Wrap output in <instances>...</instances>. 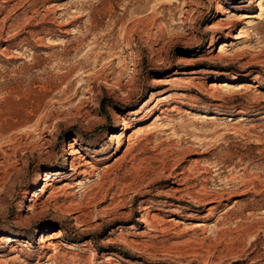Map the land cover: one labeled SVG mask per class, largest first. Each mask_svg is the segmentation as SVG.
<instances>
[{
    "label": "rangeland",
    "instance_id": "rangeland-1",
    "mask_svg": "<svg viewBox=\"0 0 264 264\" xmlns=\"http://www.w3.org/2000/svg\"><path fill=\"white\" fill-rule=\"evenodd\" d=\"M256 2L0 0V264H264Z\"/></svg>",
    "mask_w": 264,
    "mask_h": 264
},
{
    "label": "bare ground",
    "instance_id": "bare-ground-1",
    "mask_svg": "<svg viewBox=\"0 0 264 264\" xmlns=\"http://www.w3.org/2000/svg\"><path fill=\"white\" fill-rule=\"evenodd\" d=\"M255 1H257L256 3V5L258 6V8H259V10H263L264 9V4H263V0H255ZM251 16V15H250ZM254 16V15H253ZM249 24L251 25L252 23H250L249 22ZM221 50L223 51V48H221ZM221 85H223L221 82H217V83H213V84H211V86L214 88V87H218V86H221ZM146 104V103H145ZM144 104V105H145ZM162 114V113H161ZM158 116L159 115H157V117H156V119L155 120H157V119H159L158 118ZM203 117H205V118H207V119H212L213 117L212 116H203ZM160 120H161V118H160ZM155 123V122H154ZM115 124L116 125H118V126H120V129H122L123 130V134L124 135H122V137L123 136H127V138H128V141H130L131 140V138H132V136H133V134H135L136 133V131H134L133 133H131V134H129V133H127V132H131V127H132V124H133V122H130V121H128L127 119H125L124 117H122L119 113H116V116H115ZM130 130V131H129ZM149 130H150V128H149ZM127 134V135H126ZM129 134V135H128ZM122 139V138H121ZM121 139H118V141H117V146H116V148H115V150H119V148H120V146H121V144H122V141H121ZM130 148V147H129ZM130 150V149H129ZM131 152V151H130ZM127 153L128 152H126L125 154H123L122 156L120 155V157H117V158H115L116 160H115V162L114 163H116L117 161L119 162V160H121V159H124L125 157H126V155H127ZM64 154H65V156H66V161H67V164L68 165H70V172H69V174L67 175L68 176V178H70V179H68L66 182L67 183H65L64 184V186L66 187V186H69V188H77V186L79 187H83L84 185V182H83V180H86V178H88V177H91V176H94L93 175V173L95 172V171H97V169L95 168V166L93 165V162L94 161H90V160H88V157L86 156V154L80 149V148H78L77 146L75 147V145H74V143L73 142H69L68 143V147L65 149V151H64ZM97 162V161H96ZM120 163V162H119ZM115 165V164H114ZM111 166H113V165H108L107 167L109 168V167H111ZM62 170H64V168H61V169H59L57 172H52V173H45V174H42V175H44V177H40V174H39V177L37 178V180H36V184H39V185H42V186H40V188L39 189H37V193L34 195L35 197H36V199H34L33 200V204L32 205H30L31 206V209L30 210H35L40 204L38 203V201L39 200H41L44 196H45V194H50V195H53V194H55L56 193V189H55V183H56V180H55V178H58V176L59 175H61V171ZM106 170H107V168H106ZM101 173V172H100ZM102 174L104 175V173L102 172ZM80 177L82 178V179H80ZM102 177V176H101ZM77 180V183L76 184H74L73 186H71V185H69L68 183H69V181L71 182V181H73V180ZM40 181H41V183H40ZM71 184V183H70ZM73 184V183H72ZM176 191H179V193L180 192H182L181 191V189H179V187L177 188V189H175ZM58 191V190H57ZM174 191V190H173ZM212 206L210 207V209H208V210H212ZM147 212V211H146ZM86 213V212H85ZM87 214V213H86ZM75 216V215H74ZM86 216V215H85ZM153 217H155V216H153ZM157 218V217H156ZM156 218H154V219H156ZM74 219L78 222V224L79 223H82V222H80V218H79V216H75L74 217ZM139 219V218H138ZM149 213L147 212V213H143L142 215H141V217H140V221L141 222H144V223H147V222H149L150 223V221H149ZM151 219H153V218H151ZM153 219V220H154ZM169 221L170 220H175L174 218H172V217H170L169 219H168ZM177 221V220H176ZM166 222V221H165ZM148 223V224H149ZM81 225V224H80ZM200 226V224H196L195 226L197 227V226ZM167 226V225H166ZM1 239H5V237H2ZM41 242H43V244L44 245H46L47 247H49L51 244H52V241H50L46 236H42V239H41ZM131 243V242H130ZM45 246V247H46Z\"/></svg>",
    "mask_w": 264,
    "mask_h": 264
}]
</instances>
